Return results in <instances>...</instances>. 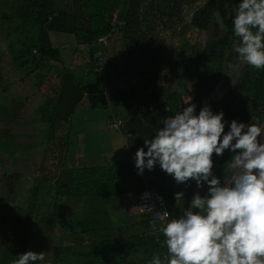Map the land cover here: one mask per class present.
I'll return each mask as SVG.
<instances>
[{"label": "trees", "instance_id": "16d2710c", "mask_svg": "<svg viewBox=\"0 0 264 264\" xmlns=\"http://www.w3.org/2000/svg\"><path fill=\"white\" fill-rule=\"evenodd\" d=\"M240 2L63 0L57 3L54 0H25L20 7V16L25 19L38 18V37L31 44L29 52L34 47L38 48L40 56L34 59V63L37 62L39 69L59 56V50L52 47L50 32L67 33L74 36L77 43L88 44L91 61L96 62L99 49L97 39L114 27L118 29L116 35L126 46L128 63L134 61V64H129L130 68L114 64L111 68L107 62L104 72L100 73L104 74V89L108 96L104 98L105 105L110 106L114 113L111 121L115 117L126 120L125 130L132 133L134 140L131 147L136 152L140 147L147 150L144 140L151 139L163 127L164 119L187 107L186 102L189 100V103L196 105L197 115L205 106H209L214 113L223 111L225 133L233 119L245 124L258 122L263 125L264 68L243 66L238 78L233 81L234 85L223 97L219 100L209 98V94L225 76L227 61L230 58L238 59L233 49L239 39L233 34L232 21ZM121 21L124 23L121 24ZM184 22L197 31L208 33L201 47L187 41L179 46L169 42L168 37L176 36L174 30ZM24 56L22 62L25 68L27 63ZM91 68L94 71V66L88 67V70L91 71ZM189 83L197 93L189 90ZM87 88L72 69L66 70L57 97L44 113L43 121L49 126L48 148L41 170L43 176L39 171L37 177L49 183L54 197L88 195L108 198L124 194L134 197L147 187H155L168 202L170 219L179 218L187 210L192 197L189 194L185 202L176 201L174 194L183 188L184 183L177 184L160 166L157 168L159 174L149 175L148 178L138 174L135 166V175L130 174L133 178L112 176L105 166L66 167L67 152L62 142L66 140L67 145L70 131L64 132V128L71 125L72 114L84 98ZM62 125L65 127L59 129ZM213 155L219 159V166L213 174L223 182L225 176L222 178L221 174L228 173L226 164L234 153L225 150L222 156ZM38 189L39 185H36L32 191L37 195ZM201 190L206 195L207 185ZM37 210L34 209L33 218L36 221L33 224H37L44 238L47 235L42 225L47 216L36 215ZM22 221L18 222V237L24 233L26 223H29ZM57 226H51L50 231L53 233L58 230ZM69 229L71 232L66 231L67 235L74 242L66 247L53 245L52 264H104L106 259L114 260L118 256L125 259L126 251L140 250L138 245L128 243L129 238L134 239L132 235H120L107 229ZM159 235V232L156 235L146 233L142 238L149 239V244H153L154 248L167 252L155 241Z\"/></svg>", "mask_w": 264, "mask_h": 264}, {"label": "clouds", "instance_id": "9594fccd", "mask_svg": "<svg viewBox=\"0 0 264 264\" xmlns=\"http://www.w3.org/2000/svg\"><path fill=\"white\" fill-rule=\"evenodd\" d=\"M232 23L238 60L264 68V0H241ZM189 101L144 140L147 150L140 147L134 155L140 175L159 164L177 184L194 180L197 188L207 185L206 195L196 192L179 218L158 229L165 237L166 264H264V143L258 140L264 125L233 119L225 133L223 111L205 106L197 115ZM225 150L234 155L222 182L213 174L212 157ZM174 196L184 200L182 191ZM151 227L157 228L155 223ZM44 260V252L29 250L13 264ZM149 264H162L161 257L154 255Z\"/></svg>", "mask_w": 264, "mask_h": 264}, {"label": "crops", "instance_id": "0c3cea01", "mask_svg": "<svg viewBox=\"0 0 264 264\" xmlns=\"http://www.w3.org/2000/svg\"><path fill=\"white\" fill-rule=\"evenodd\" d=\"M54 33L56 32H50L51 43L53 48L59 50V56L58 58L53 59L49 65H46V68L48 67V72H50V80L53 81L55 79L54 76H56L58 79V87H54V90L52 89L53 91L51 89V91H49V88H45L47 84L44 81V83L39 84L35 90L36 100L34 105H37L35 118L37 119V122H39L38 126L41 128L47 126V130H49V126L45 121H43L44 113H46L48 105L57 97V92L61 85L64 73L67 69H72L77 79L86 84L88 88L84 98L77 105L75 111L72 114V120L70 123L71 125H68L64 128V132L70 131L69 137H71V139L68 140V143L70 144H64L66 147L65 151L67 152L66 167L105 166L109 168L112 176L118 175L121 178H133L130 176V174L133 173L135 175V150H133V146L131 147V142L134 140V138H128L125 132L126 130L121 132L113 128L112 124L114 119L111 121V118L114 117L113 111L111 110V114H108L107 116L103 115L101 120H96L98 115L95 119H91V114L89 113H77L80 107L87 106L90 108V110L91 108L95 109L99 106L104 107L106 101L104 98L108 97L106 95L104 96V91H106V89H104V76L101 75L102 73L100 74L99 80L100 82L101 80L103 81V87L97 89L98 80L93 78L91 73L95 74L99 72L92 71V68L91 71L88 70V67L95 66V64L93 65L95 61H91L90 48L87 50L89 52V63L88 61H84V63L76 65L75 61L71 59V48H73L74 52L76 53L84 52V48L90 46L88 44L77 43L75 37L67 33L62 34L68 35L67 37L69 38H74L72 43H69L68 41L61 46L54 45ZM77 55L79 56V53ZM68 60L71 62V65L66 67L64 63H66ZM84 64L87 65L85 68L79 67L83 66ZM37 94L40 96L38 101ZM41 142L42 141L40 140L39 143ZM47 148L48 146L43 147L40 145L36 150L35 158L38 159L39 153H41V162L39 164L37 162L38 173H40L39 171L42 170L44 165V155H46ZM48 162L49 160L47 163ZM158 167L159 164H157L153 170L149 171L148 169H145L142 174L143 178H148L149 175L157 176L159 174L157 173ZM135 177H137V174ZM185 185L186 184H184V186ZM183 189L185 188H181L178 192L182 191L184 193ZM189 194L191 195V190L187 195ZM136 196L132 197L130 194H124L119 196H111L108 198L91 197L88 195L77 197L65 196L63 198L53 197L54 202L53 204L50 203L48 206V212L53 213L55 222L59 225V230L63 229L65 231H70L69 227H76L77 229L81 230L107 229L120 235H132L134 239L129 238L130 242L128 243H131V245H138L140 250L139 252L126 251V258L129 259L131 256L130 259L134 258L135 260V258H138L140 260L144 255H151L152 249H156L158 251L157 248L153 247V244H149V239L142 238L143 235L146 233H152L156 235L159 230L156 229L153 231L154 229L151 227V225L155 222L148 216H141L142 218L140 220L127 216L128 211L137 212L135 206ZM191 197L193 196L191 195ZM116 201H118V203H116ZM124 209L127 211L125 212V215H117V210ZM125 259L122 261L124 262ZM149 261L150 260L148 259V262Z\"/></svg>", "mask_w": 264, "mask_h": 264}, {"label": "flooded vegetation", "instance_id": "af4514ba", "mask_svg": "<svg viewBox=\"0 0 264 264\" xmlns=\"http://www.w3.org/2000/svg\"><path fill=\"white\" fill-rule=\"evenodd\" d=\"M24 1L0 0V264H8L7 255L17 257L26 252L27 247L32 244V236H30L26 238L24 245H20L29 234L28 232L32 230L33 233V227H38L37 224H29L32 220L31 209L36 208L41 202L44 205L42 210L48 213V206L54 202L53 189L44 178H41V181L38 179L37 166L33 164L37 159L35 158L36 150L40 145L48 146L49 136L48 134L46 139V136H42V142L39 143L36 135L35 90L40 81L41 83L49 81L50 72L46 64L43 69H39L37 62L34 63V59L40 56L38 48L34 47L37 49L36 53L33 52L34 48L32 52H29L31 44L38 37L39 21L38 18L25 19L20 16V7ZM54 1L61 3L63 0ZM21 42L22 45L19 48L15 46L16 43ZM23 56L27 63L25 68L22 62ZM234 59L238 62L234 60L232 65L239 66L231 69L225 65V76L220 82L225 80L228 88L221 91V84L219 87L217 85L218 88L212 92L217 94L215 99L219 100L232 88L233 81L238 78L242 67L247 65L241 66L239 60ZM226 69L229 73L236 70L235 76L231 77L230 74L227 76ZM35 163L37 165V162ZM35 168L36 178L33 177V173H29L32 172L30 169ZM22 175L33 177L35 186L41 183L40 188H44V185L47 187L45 188L47 192L38 189L39 194L43 193L41 199L36 198V194L32 191L34 186L28 189L27 185L25 190L27 189L30 194L22 197L23 191L20 189L22 182H19ZM22 220L29 223H26L24 233L18 237V231H20L18 222L23 223ZM40 238L43 241L50 240L47 236Z\"/></svg>", "mask_w": 264, "mask_h": 264}, {"label": "rangeland", "instance_id": "374dc122", "mask_svg": "<svg viewBox=\"0 0 264 264\" xmlns=\"http://www.w3.org/2000/svg\"><path fill=\"white\" fill-rule=\"evenodd\" d=\"M174 32L176 33V36H174L173 38L170 37V36L168 37L169 42H171L173 44V46H175V45L179 46L180 44H182V42L187 41L193 46L201 47L206 42L207 35H208V33H205V32H202V31H197L193 26L188 25L187 22H184L181 25H179L174 30ZM67 36L68 35H63L62 33H57V32L54 33V37H53V40L55 41L54 45H60L61 46L62 44H64L65 42H68V41H69V43H72L74 38H69ZM59 39H60V41H59ZM21 45H22V42L19 43V44L18 43L15 44V46H18V48ZM97 46L99 48L102 47V45L99 44V43L97 44ZM88 48H90V47L84 48V52H76V53L74 52V49L71 48V53H72L71 59L75 61L76 65L82 64V63H84V61H88V63H89V61H90L89 60V52L87 51ZM75 51H76V49H75ZM78 53H79V56L77 55ZM105 58H106V62H108V64L111 65V68L114 67V64H116V65L118 64L117 66H119V67L123 66V67H129V68H130L129 64H132V65L134 64V61L131 62V63H128L126 46L124 45L122 40L120 41L118 35L114 36L110 40L109 45L106 48ZM234 60H235L234 58H230V60H228L227 63H226L227 67H229L230 64L232 65L234 63ZM239 63L241 64V66L246 64V63H243L241 61H239ZM64 64H65L66 67H69L71 65V62H69V60H68ZM86 66L87 65L84 64L83 66H79V67L85 68ZM235 71L236 70H233V71H231L229 73V70L226 69V75L229 76L228 74H230L231 77H233V76H235ZM100 74L101 73H95V74L91 73L92 77L96 78L98 80V82H97V85H98L97 87L98 88L97 89L103 87V81L101 80V82H100V80H99L100 79ZM101 75L104 76V74H101ZM54 78L55 79L53 81L49 79V82H46L47 86H45V88H49V91H51L52 89L54 90V87H58L57 86L58 79L56 78V76H54ZM220 84L222 86V87L220 86L221 91H223V89L225 90V89L228 88V83H226L225 80L220 82L218 84V87H219ZM218 87H216V88H218ZM189 90L191 92H193V93L196 92L195 90H193L192 85L190 83H189ZM215 93L209 94V98L210 99H215L217 97V94H215ZM38 98H40L39 94H37V101L39 100ZM37 101H36V103H37ZM111 110H112L111 107L107 106V105H105L104 107H100L99 106L98 108H95V109L91 108V110H90L89 107L85 106V107H80L79 110L77 111V113L78 114H79V112H84V113H87V114L89 113V114H91V119H95L96 116L98 115L96 120H101V117L103 115L107 116L108 114H111ZM38 124H39V122H37V124H36V133H37L36 135L38 137V140L40 141L42 136H46L45 137V139H46L47 135L49 134V132H47V128H46L47 126H45L44 128H41L40 126H38ZM63 127H65V126L62 125L59 129H61ZM66 137L67 136H65V138ZM69 139H71V137H69ZM62 144H66V140L63 139ZM67 144H70V143L67 142ZM40 157H41V153H39L38 159H36L34 161V163H33L35 167L37 166L35 162H38V164L41 162ZM218 164H219V159L218 158L213 159V173L218 168V166H219ZM30 171H32V172H29V173H33V177L36 178V168L35 169H30ZM221 175H222V178H223L224 176L226 177L227 174L225 175V172H222ZM41 176H43V171L41 172ZM33 177H30L28 175H26V176L22 175L21 176L19 182H22V184H20V186H21L20 189L23 191V193H21L22 197H26V195L30 194L29 192H27V189L25 190V187L28 186V189H29L32 186H34L36 188V186L34 184V178ZM38 179L41 181V178H38ZM40 185H41V183L39 184V186ZM43 185H44V183H43ZM44 187L47 188L45 185H44ZM183 188H185V189H183L185 197H187V194L190 193V190H191V195L192 196L196 192H199L201 195H204L203 193H201L202 192L201 188H197L196 182L194 180H190L189 182H187V184L185 186L183 185ZM40 189L43 192L47 191L44 188H40ZM41 195H43V193H41V192H40V194L37 193L36 198L41 199L43 197ZM111 201H112V199H111ZM185 201H186V199L184 198V202ZM116 203H118V201H116ZM43 207H44V205H42L41 202H39V205L36 206V208H34L35 210L38 209L36 211L37 214L36 213L35 214L36 215H40V216H41V214L42 215L46 214L47 211L46 210L43 211L42 210ZM34 209L33 208L31 209L32 210L31 218H33ZM113 209H114V206H113ZM124 210H117V215H119V216L120 215H125V212H127V211H126V209H124ZM26 212L27 211H25V213ZM127 214H128L127 216L131 217L128 212H127ZM31 218H30V220H31ZM38 220H39V218H38ZM35 221H36V219L33 218V220H31L29 224L32 225ZM51 222H53V223H51ZM55 224H57V223L55 222V219L53 217V213L52 212H48L47 213V220H46L45 224L42 225V226L44 227V229L46 231L45 233H46L47 237L50 238V240L49 241H47V240L43 241L40 238L42 236L40 234V231H39L38 227L34 226L33 227L34 228L33 229V233H32V230H30L28 232L29 234L27 236H25V238L20 243V245H24L26 238L32 236V239H31L32 244L27 247V251L31 250V251H35V252H44V256H45V260L44 261H38V262H36V264H52L50 261L53 258V255H52V253H53L52 252L53 245L54 246L55 245L56 246H63L64 245L66 247V246L72 245V243L74 242V240H72L71 238L68 237L67 232L65 230H63V229L59 230L58 226H57L58 230H55L52 233L50 231V227L55 225ZM69 232H71V231H69ZM7 233L8 232L6 231V235H7ZM3 238L5 239V232L3 233ZM154 255H159L161 257L162 264H166V260L163 257V252H161V250L157 251L156 249L155 250L152 249L151 255H144L140 260L138 258H135V260H134V258L130 259V257H131L130 256L129 259L126 258L125 261L123 262L122 261L123 258H119V256H118L114 260L106 259V262L108 264H149L148 259L151 260ZM69 258H71V257H69ZM16 259H18V256L14 257L13 255H10V256L7 255V257H6V261L8 262V264H13V262ZM106 262L104 264H106Z\"/></svg>", "mask_w": 264, "mask_h": 264}, {"label": "built area", "instance_id": "2783aa9c", "mask_svg": "<svg viewBox=\"0 0 264 264\" xmlns=\"http://www.w3.org/2000/svg\"><path fill=\"white\" fill-rule=\"evenodd\" d=\"M121 24L124 23V21L120 22ZM118 33V29L116 27L112 28L110 32H108L105 35L100 36L97 39V42L102 45L101 48L97 50L96 54V62L94 66V71L96 72H104L107 62H106V48L109 45L110 40L116 36ZM101 38L103 39V42H101ZM34 53L37 52V49L34 48ZM104 95L107 96V92H104ZM125 125L126 120L123 117H117L113 121V128L118 131H125ZM128 138L132 139V133L125 131ZM217 156L213 155L212 159H216ZM135 206L137 212L128 211L129 215L131 217L136 218L137 220H140L141 216H148L151 220H153L157 226L158 229L168 220L171 218V211L170 207L168 205L167 200L164 198L162 193L156 189L155 187H147L146 189L139 192L135 199ZM159 236L155 238L156 242H159L161 248H165L166 246L164 244L165 237L164 235L159 231ZM162 236V238H161ZM164 259L167 261V252L163 253Z\"/></svg>", "mask_w": 264, "mask_h": 264}, {"label": "water", "instance_id": "95a60500", "mask_svg": "<svg viewBox=\"0 0 264 264\" xmlns=\"http://www.w3.org/2000/svg\"><path fill=\"white\" fill-rule=\"evenodd\" d=\"M263 125H264V123H263ZM258 140L261 142V143H264V129H262V131H261V135L258 137ZM227 175H228V173H227ZM227 175H226V177H227ZM225 177V178H226Z\"/></svg>", "mask_w": 264, "mask_h": 264}]
</instances>
